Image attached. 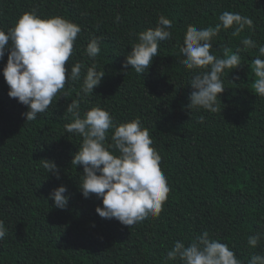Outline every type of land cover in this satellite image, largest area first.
<instances>
[{
	"label": "trees",
	"instance_id": "16d2710c",
	"mask_svg": "<svg viewBox=\"0 0 264 264\" xmlns=\"http://www.w3.org/2000/svg\"><path fill=\"white\" fill-rule=\"evenodd\" d=\"M0 264H264V0H0Z\"/></svg>",
	"mask_w": 264,
	"mask_h": 264
}]
</instances>
